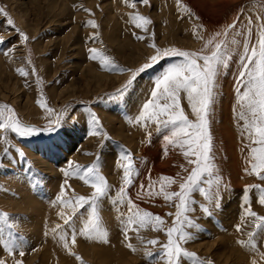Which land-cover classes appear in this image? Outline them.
<instances>
[{"label": "rangeland", "instance_id": "1", "mask_svg": "<svg viewBox=\"0 0 264 264\" xmlns=\"http://www.w3.org/2000/svg\"><path fill=\"white\" fill-rule=\"evenodd\" d=\"M0 10V105L10 106L23 124L41 129L27 137L0 130V260L5 264L17 260L22 264H167L158 253L167 243L166 229L173 224L178 201L149 197L147 190L150 183L171 176L177 182L166 190L178 191L192 165L183 150L165 140L171 126L156 131L155 124L136 123L135 117L150 98L155 78L183 58L164 57L139 73L123 94L117 90L155 55L150 45L208 52L203 47L206 41L236 21L229 38L238 43L230 45L228 66L218 76L209 114L210 155L221 177L219 194L216 200H209L199 191L192 193L187 215L199 227L186 229L193 238L182 242V247L197 257H183L181 264H264V232H257L255 249L238 243L247 241L259 222L246 210L250 207L264 216V205L258 201L260 188L252 187L264 188V180L251 172L250 141L242 135L243 121L237 116L243 45L247 42L251 47L259 39L264 0H148L147 4L140 0H0ZM130 14L148 17L147 31L137 28ZM88 20H94L97 27L88 25ZM19 32L25 33L27 40ZM91 48L119 67L102 68L99 60L90 58ZM20 68L29 75L22 76L17 71ZM41 99L52 112L37 103ZM180 103L189 119L195 120L183 93ZM93 114L97 124L92 122ZM58 117V126L50 123ZM49 127L52 130H43ZM126 153L135 164L131 185H123L122 180L120 165L128 162ZM93 163L109 184V196L98 209L107 242L95 234L92 238L77 235L72 245L70 229L75 227L78 232L91 209L88 205L78 209L72 224L64 226L58 213L71 215L72 207L62 205L57 197L62 185L66 199L90 196V184L65 173H71L75 165ZM209 179L214 181L215 192V176ZM121 186L125 187L123 199ZM200 186L209 187L206 183ZM155 189H159L158 183ZM129 198L141 210L163 218L160 230L149 226L137 233L129 229V239H125ZM56 225L63 227L54 233ZM61 231L68 232L75 256L63 247ZM152 239L158 244H149ZM6 240L14 248L12 253L5 248ZM147 251L153 255L147 256Z\"/></svg>", "mask_w": 264, "mask_h": 264}, {"label": "snow or ice", "instance_id": "2", "mask_svg": "<svg viewBox=\"0 0 264 264\" xmlns=\"http://www.w3.org/2000/svg\"><path fill=\"white\" fill-rule=\"evenodd\" d=\"M141 3L147 4L148 0H140ZM134 6V4H133ZM89 11V9H85ZM2 11V10H0ZM130 21L137 27L147 31L146 25L151 21L148 17L140 14H130ZM11 25L13 21L8 20ZM92 27H97L94 20L86 22ZM251 23L249 20V27L247 29L249 35L251 34ZM237 24L233 21L232 24L227 25L223 32H217L213 37L208 39L204 44V49H209L204 52L203 49L197 52L182 51L176 48L160 49L155 44L150 45L155 48V55L149 57V62L143 64L140 68L132 72L131 78L123 86L122 89L117 90L123 94L124 90L129 88L136 76L144 72L146 69L153 67L164 57L177 56L183 59L179 63L170 64L160 75L154 80V87L150 92V98L142 105V110L135 117L136 123H143L146 125L148 122L155 124L156 131L161 128H170V134L165 136V140L170 144L179 147L183 150V155L187 163L192 165L191 171L186 178L179 183L178 191H167L166 187L175 184L177 181L171 176H162L159 181L149 184L147 195L163 196L165 201H178L176 204L175 219L171 227L166 229L167 243L163 244L162 251L158 253L161 259H165L167 264H181L183 257L196 258L197 254L187 251L182 247V242H186L193 238V233L187 231V228H198L191 217L187 215L190 211L189 200L194 191L202 193L206 199L216 200L219 194V184L221 177L216 174L215 166L211 157V136L209 134V114L214 103L216 96L217 79L219 74L224 68L228 66L230 59V45H236L238 41L230 37V30H234ZM22 39L27 40V35L19 32ZM94 38V37H93ZM143 39V37H138ZM220 38V39H217ZM2 42V38H0ZM244 54L241 56V68L238 72L239 82L237 89L238 103L240 110L237 112L238 119L243 121L242 135H246L250 141V166L251 172L254 173L261 180H264V24H261L259 31V39L256 44L249 47L247 42L243 45ZM91 54L90 58L99 60L102 68L112 70L119 66L114 64L110 57L104 55L96 48L89 49ZM8 55V52H5ZM22 76H28L29 73L23 68L17 69ZM35 69H33V72ZM120 71H130L127 69H120ZM242 88V90H241ZM184 94L188 106L191 108L192 113L196 119L192 120L186 115L184 108L181 106V94ZM116 96H111L110 99H115ZM37 103L41 107L47 108L44 100H38ZM49 112L53 110L47 108ZM93 124H97L98 120L93 114ZM54 123L59 125V117ZM0 130L4 132H12L20 137H27L34 135L37 129L31 125L23 124L18 118L15 117L13 110L10 106L4 104L0 105ZM43 130H52L51 127ZM97 134V133H93ZM128 162L120 165L123 169V185H131L133 183V169L134 162L131 160V154L126 153L124 156ZM69 167L73 168L72 162H69ZM66 175H77L85 183L90 184L93 192L90 196L80 195L72 199L64 198V185L61 186V195L57 200L64 206L72 207V214L68 215L61 211L58 213L64 219V226L72 224L73 218L78 209H84L86 205L90 206L91 213L82 222V227L77 232L75 227L71 231V244L75 245L77 242V235L84 236L85 238H92L95 234L99 239L107 242V230L100 225L99 205L100 202L109 196V184L106 178L100 174L98 166L93 163L90 166L75 165L71 173L66 172ZM215 176L216 190L213 192L212 185L213 179L209 177ZM67 184V181L64 182ZM159 184V189H155V184ZM206 183L209 187L206 190L200 185ZM252 187L260 188L258 201L264 205V188L259 185ZM247 192L248 189L246 188ZM121 198L125 193V187L121 186L119 189ZM245 203H248L247 197ZM128 215L124 221V234L125 239H129L128 231L131 229L139 233L140 229L151 226L153 230H160L165 221L158 214L151 213L147 210H141L138 205L134 204L129 198ZM216 207L219 204L216 203ZM203 211L211 214L207 206H202ZM247 214L259 221L255 224V230L249 233L247 241H238V243L256 248V235L257 232H264V216H259L257 213L251 211L250 207L246 210ZM168 215H172L169 213ZM61 225H56L53 232L62 230ZM237 231L241 229V225H236ZM175 234V238H174ZM59 239L63 242V247L69 252L70 255H76L68 243V232L61 231ZM151 245L158 244L157 239L148 241ZM7 251L12 253L14 248L10 242L4 241ZM130 249L135 251L133 245L128 243ZM20 256L24 252L19 253ZM147 256H152L151 251L146 252ZM77 259H81L77 256ZM0 264H5L0 260ZM16 264H22V261L17 260ZM83 264V262H82ZM201 264H204L202 261ZM210 264V262H209Z\"/></svg>", "mask_w": 264, "mask_h": 264}]
</instances>
